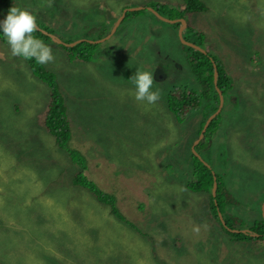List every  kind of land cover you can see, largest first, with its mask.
Instances as JSON below:
<instances>
[{"label": "rangeland", "instance_id": "1", "mask_svg": "<svg viewBox=\"0 0 264 264\" xmlns=\"http://www.w3.org/2000/svg\"><path fill=\"white\" fill-rule=\"evenodd\" d=\"M148 1L8 0L0 3V21L15 6L64 43H90L102 39L103 24L112 29L125 9ZM203 1L208 11L188 15L187 26L232 84L202 153L238 201L225 214L242 220L235 230H245L264 204V0ZM125 18L89 62L72 60L70 47L43 37L53 62L14 57L0 31V264H264V241L223 230L210 194L188 187L195 179L192 146L209 108L182 122L168 110L170 92L201 90L179 28L146 12ZM32 63L55 78L69 148L85 158L83 174L118 199L121 218L71 183L79 170L45 128L51 88ZM139 67L153 73V90L161 92L155 104L135 100L129 80Z\"/></svg>", "mask_w": 264, "mask_h": 264}, {"label": "trees", "instance_id": "2", "mask_svg": "<svg viewBox=\"0 0 264 264\" xmlns=\"http://www.w3.org/2000/svg\"><path fill=\"white\" fill-rule=\"evenodd\" d=\"M7 1L8 0H0V3H6ZM142 6L144 7L143 10L128 12L125 17L136 16L141 12H146L152 17H154V19H156L157 21L162 22L147 9L148 7L154 9L161 16L169 20H178V19L186 20L188 15H191L193 13H203L208 11V7L203 0H182V3L178 5L179 7L173 5L170 1L158 2L156 0H149L147 3L142 4ZM104 14H108V11H104ZM103 19L105 18L103 17ZM171 26H173L176 30H178V28L180 27V23L177 22L175 24H172ZM111 27L112 26L103 24V29L99 31L98 38H104L105 36H107V34L110 32ZM185 29L186 30L183 31L184 39L197 46L198 45L201 46L200 45L202 43L201 34L199 33H198L199 35L196 34L193 28L188 26ZM33 35L36 37H44L51 40L48 36H45L39 31L35 32ZM191 38H194V41ZM178 42L187 52L186 54H187L188 64L190 66V69L194 77L199 83L201 90L200 92H195V91H176L173 93L170 92L168 95L167 106L169 112L174 115V118L177 122H182L188 113L197 110L199 107L203 105L208 106L209 109L206 114V117H204L202 125L197 132L196 138H198V134L199 133L201 134L203 126L206 123V120L211 115H213L217 110L219 104V93L216 90V87L220 90L222 95L225 96L231 89L232 83L228 79V77L219 69L212 55H210L207 52L202 53L192 47L183 45L180 42L179 38H178ZM96 47L98 48L99 46L94 43H89L86 41L83 43H79L74 47H71L70 50L75 52L73 55H71V58L72 60L77 59L80 61L89 62L92 59V57H94L93 54H94V49ZM215 69L217 70L218 73L216 87L214 85ZM32 70L39 80L43 81L44 83H47V85L51 88V100L44 113L43 123L47 131L55 138L58 147L66 152L71 141L70 135L72 134H71V128L68 121V116L63 99L59 95L58 89L55 85V78L50 74H48L38 64L32 63ZM204 98L207 99V102L213 100L214 102L213 107L211 106L210 102L208 104H203L202 100ZM219 118H220V113L211 120L204 134L203 139L194 148L200 158H198L197 156L194 155L193 152H191V159L193 162V174L195 175V179L194 181H192V183L188 184V187L190 190L194 192L205 193L206 191V193L210 194L211 211L213 212L214 216L217 218L219 225L223 230L229 232V234H232L234 237L238 239L245 238V239L264 241L263 215H261L259 219H256L254 221V224L250 229H245V230H250L251 234H258V236L249 235L241 232L233 233L223 225L222 221L219 218V213H221L226 225L230 229H237L235 226L240 225L242 221L234 215L225 214L226 208L228 206L236 205L238 201L233 196V194L230 193L228 189L223 186V184L221 183V178L213 172V169L207 164L206 160L203 158L204 153L202 152L206 150L207 144L209 146L211 145L208 138L209 139L211 138L212 133L219 126V121H220ZM196 138L195 140H197ZM190 146H192V144ZM68 151L67 153L71 155L73 163L77 166L79 170L78 174H76V176H74L73 178L74 180L73 183H76V185L75 184L74 185L75 186L82 185L79 187L86 189L89 193L96 196L99 202L109 206L112 215L121 218L117 208L115 207V203H116L115 197L111 194L101 191L95 185V183L90 181V179L83 174V172L87 168L85 158L78 151L74 149L68 148ZM215 177H216V181L214 180ZM214 182H216V184L218 185L216 187L217 193L215 194V197L212 194Z\"/></svg>", "mask_w": 264, "mask_h": 264}, {"label": "clouds", "instance_id": "3", "mask_svg": "<svg viewBox=\"0 0 264 264\" xmlns=\"http://www.w3.org/2000/svg\"><path fill=\"white\" fill-rule=\"evenodd\" d=\"M38 25L36 16L18 7H12L3 21H0V31L6 38L11 55L25 60L35 59L38 64L53 62L55 57L51 47L33 34L37 32ZM135 88L134 97L138 102L155 104L161 98L159 89L153 90V73L137 69L129 80Z\"/></svg>", "mask_w": 264, "mask_h": 264}, {"label": "water", "instance_id": "4", "mask_svg": "<svg viewBox=\"0 0 264 264\" xmlns=\"http://www.w3.org/2000/svg\"><path fill=\"white\" fill-rule=\"evenodd\" d=\"M144 7H134V8H128V9H125L123 12H122V15L120 16V18H118L117 22L115 23V25L113 26V28L111 29L110 33L98 40V41H93V42H90V43H94V44H98V43H101V42H104L106 41L107 39H109L114 33L115 31L117 30V28L119 27V25L121 24V22L123 21V19L125 18L126 14L128 12H134V11H140V10H143ZM152 14H154L159 20H161L162 22H165V23H168V24H175V23H180L181 26L179 27V30H178V38L180 40V42L185 45V46H189V47H192L202 53H205L199 46L191 43V42H188L184 39L183 37V31L184 29L186 28L187 26V22L185 19H178V20H169L163 16H161L159 13H157L154 9L148 7L147 8ZM38 31L41 32L42 34H44L45 36H48L52 41H54L55 43H58V44H62L66 47H74L75 45L79 44V43H83L85 41L81 40V41H77V42H74V43H70V44H67V43H64L62 40H60L58 37L44 31V30H41L39 27H38ZM217 77H218V73H217V70L215 69V72H214V85L215 87L217 86ZM216 90L218 91L219 93V98H220V104H219V108L218 110L213 114L211 115L208 120L206 121L205 125L203 126V129H202V132L201 134L199 135V138L194 142L193 146H192V152L194 153L195 156H197L198 158L199 155L196 153L195 151V146L203 139L204 137V134L208 128V125L209 123L211 122V120L216 117L220 112H221V109H222V105H223V95L222 93L220 92V90L216 87ZM214 180L216 181V177L214 178ZM216 187H217V184L216 182H214V185H213V189H212V194L213 196H215L216 194ZM262 215H263V219H264V204L262 205ZM219 218L220 220L222 221L223 225L226 227V223L223 219V216L221 215V213H219ZM229 231L233 232V233H245V234H249V235H254V236H258V234H251L250 230H235V229H230L228 228Z\"/></svg>", "mask_w": 264, "mask_h": 264}, {"label": "bare ground", "instance_id": "5", "mask_svg": "<svg viewBox=\"0 0 264 264\" xmlns=\"http://www.w3.org/2000/svg\"><path fill=\"white\" fill-rule=\"evenodd\" d=\"M36 38H37V37H36ZM39 38H40V37H39ZM43 38H44V37H43ZM70 137H71V135H70ZM77 137H78V136H77ZM73 138H74V137H73ZM78 139H79V138H78ZM78 139L76 138L75 141H77ZM71 140H72V139H71ZM79 140L81 141V139H79ZM77 142H78V141H77ZM81 142H82V141H81ZM82 143H84V142H82ZM82 143H81V144H82ZM68 144H69V141H68ZM83 145H84V144H83ZM68 148H69V147H68ZM68 148H67V151H68ZM67 151H66V153H67ZM68 152H70V151H68ZM87 153H88V152H87ZM70 154H71V153H70ZM67 156H68V154H67ZM200 156H201V155H200ZM70 157H71V155H70ZM70 157H69V158H70ZM53 158H54V157H53ZM71 159H72V158H70V160H71ZM203 160H204V159H203ZM71 161H72V160H71ZM204 161H205V160H204ZM57 163H58V161H57ZM57 163H55V165H56ZM59 165H60V164H59ZM73 165L76 166L75 164H73ZM42 169H43V168H42ZM52 169H53V168H52ZM46 170H47V169H46ZM46 170H44V173H45ZM53 170L56 171V173H57L56 168H54ZM60 170H62V168L59 169V171H60ZM64 170H65V169H64ZM64 170H63V171H64ZM76 170H77V169H76ZM51 171H52V170H51ZM51 171H49V173H50ZM41 172H42V171H41ZM42 173H43V172H42ZM56 173H55V174H56ZM58 173H60V172H58ZM61 173H62V172H61ZM75 173H76V171H75ZM39 174H41V173H39ZM20 175H21V173H20ZM41 175H42V174H41ZM41 175H40V178H41ZM57 175H58V174H57ZM36 176H37V174H36ZM58 176H59V175H58ZM54 177H55V176H54ZM70 178H71V177H70ZM42 179H43V177H42ZM40 180H41V179H40ZM45 180H46V182H47V180H49V179L47 178V179H45ZM51 180H52V179H51ZM53 180H54V179H53ZM71 180H72V179H71ZM54 181H55V180H54ZM72 181H74V180H72ZM72 181H71V183L76 185V183H73ZM77 182H78V181H77ZM13 183H14V182H13ZM49 183H50V182H49ZM49 183H48V184H49ZM72 184H71V185H72ZM13 185H14V184H13ZM78 185H79V184H78ZM79 186H82V185H79ZM217 186H218V185H217ZM74 187H75V186H74ZM77 187H78V186H76V189H77ZM102 190H103V189H102ZM76 191H77V190H76ZM209 191H210V190H209ZM209 191H208V192H209ZM205 193H206V191H205ZM209 193H210V192H209ZM216 193H217V192H216ZM114 196H115V195H114ZM120 197H121V196H120ZM214 197H215V196H214ZM115 198H116V197H115ZM210 198H211V197H210ZM116 199H117V198H116ZM116 199H115V200H116ZM117 200H118V199H117ZM117 200H116L115 202H117ZM113 203H114V202H113ZM121 207H123V206H121ZM260 211H261V210H260ZM103 216H104V215H103ZM260 216H261V215H260ZM104 220H106V219L104 218ZM119 222H122V221H119ZM122 223H123V222H122ZM123 224H124V223H123ZM39 244H40V243H39ZM57 244H58V243H57ZM55 245H56V244H55ZM55 245H54V246H55ZM58 246H59V244H58ZM58 246H57V247H58ZM55 247H56V246H55ZM47 248H48V247H47ZM49 248L52 249L53 247H49ZM89 249H90V248H89ZM53 253H54V252H53ZM91 253H93V252H91ZM58 255H59V254H58ZM53 256H54V255H53ZM55 256H56V255H55ZM67 257H68V256H67ZM69 258H70V257H68V259H69ZM71 259H73V258H71ZM78 259H79V258H78ZM73 260H74V259H73ZM73 260H72V261H73ZM75 260H77V259L75 258ZM75 260H74V261H75ZM66 263H67V262H66ZM71 263H72V262H71ZM71 263H70V264H71ZM73 263H74V262H73ZM75 264H76V263H75Z\"/></svg>", "mask_w": 264, "mask_h": 264}, {"label": "flooded vegetation", "instance_id": "6", "mask_svg": "<svg viewBox=\"0 0 264 264\" xmlns=\"http://www.w3.org/2000/svg\"><path fill=\"white\" fill-rule=\"evenodd\" d=\"M180 26H181V24H180ZM226 228H229V227L226 225Z\"/></svg>", "mask_w": 264, "mask_h": 264}]
</instances>
